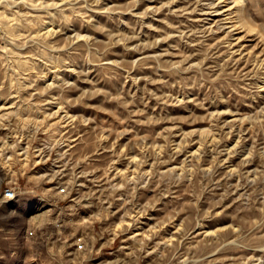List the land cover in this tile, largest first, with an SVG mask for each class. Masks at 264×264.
I'll return each instance as SVG.
<instances>
[{
    "label": "rangeland",
    "instance_id": "374dc122",
    "mask_svg": "<svg viewBox=\"0 0 264 264\" xmlns=\"http://www.w3.org/2000/svg\"><path fill=\"white\" fill-rule=\"evenodd\" d=\"M0 264H264V0H0Z\"/></svg>",
    "mask_w": 264,
    "mask_h": 264
}]
</instances>
